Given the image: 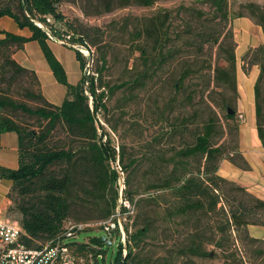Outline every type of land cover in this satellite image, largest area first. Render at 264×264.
Returning <instances> with one entry per match:
<instances>
[{
	"label": "trees",
	"instance_id": "1",
	"mask_svg": "<svg viewBox=\"0 0 264 264\" xmlns=\"http://www.w3.org/2000/svg\"><path fill=\"white\" fill-rule=\"evenodd\" d=\"M155 1L142 0L140 5L150 7ZM207 1L215 11L216 16L211 21L213 24L201 23L198 29L189 27V34L201 40V45L216 47L213 77L210 80L209 76V82L205 83L202 92L207 93L205 98L212 104L209 107L210 115L199 129L189 132L191 142L178 150L172 149L174 153L169 158H165L164 154L163 158L149 159L146 162V174L155 177L151 190L168 192L178 202L176 213L186 219L191 218L190 223L188 221L191 236L185 247L186 254L210 259L212 252L214 257L211 259L219 256L220 264H264V249L259 247L255 251L253 263L247 258L245 249L264 244V240L254 239L248 232L249 226L264 227V201L218 175L219 164L224 159L246 167L235 157L238 128L235 103L238 94L231 24L235 19L248 18L264 33V8L246 3L242 6L245 13L231 14L227 0ZM58 7L59 0L0 1V18H9L18 29H26L30 33V37L25 38L0 32L4 35L0 39V78L2 82L9 79L8 84L11 85L28 76L29 86L24 90V95L28 101L38 102L35 108H31L0 94V135L14 132L18 136L17 168L10 170L0 166V179L11 182V211L17 214V221L25 233L22 241L28 248L41 249L45 243L58 242L72 252L79 264H98V259L104 260L106 255L103 247H110L107 240L103 241L104 235L85 238L81 242L73 240L82 232L67 236L65 227L73 215L74 201L81 199L82 203L96 204L101 212V222L109 220L118 208L119 199L116 186L119 175L112 166L119 162L127 171L136 163H123V153L116 152L109 136L98 124L97 116L102 112L106 117V99L115 90L106 89L98 79L101 70L92 73L87 80L80 79L72 85L68 82L62 64L52 52L49 46L52 41L66 47L87 48L89 59L73 50L81 72L89 60L93 61V49L81 35L75 33L73 25L59 12ZM169 22L170 12L158 13L143 20L141 34L146 45L140 52L145 61V72L151 70L150 66L164 68L178 56L179 49H166ZM179 39L180 42L184 41ZM28 42L38 44L54 80L66 89L60 106L48 103L40 93L35 73L13 59L15 51L21 50ZM241 60L244 71L252 66L258 67L253 90L256 129L264 147V45L248 50ZM194 74L195 70L189 68L173 75L170 91L175 101L185 92L186 80ZM212 83L213 89L210 88ZM34 88H38L39 92H35ZM215 89L219 90V100L213 97L217 95ZM188 102H192V99ZM228 109L234 114L228 115ZM14 112L35 118L38 130L29 131L21 127L9 114ZM169 128L170 138L183 135L179 123ZM227 129L233 134V139L232 146L224 150L220 141ZM104 137L106 141H103ZM119 168L123 173V169ZM135 194L124 190L122 200L133 204L137 196ZM144 201L139 199L137 205ZM121 209L123 214L127 212L125 207ZM149 230L148 225L136 229L127 236L128 243L142 240ZM236 242L239 244L236 245ZM207 247L211 250L206 251ZM118 248L112 264H143L137 260L131 246L125 256H122L120 243Z\"/></svg>",
	"mask_w": 264,
	"mask_h": 264
},
{
	"label": "rangeland",
	"instance_id": "2",
	"mask_svg": "<svg viewBox=\"0 0 264 264\" xmlns=\"http://www.w3.org/2000/svg\"><path fill=\"white\" fill-rule=\"evenodd\" d=\"M141 1L59 0V12L73 25L75 33L81 35L94 51L93 61L89 60L82 72V81L101 70L98 79L106 89H115L106 99L108 107L106 117L104 118L102 112L97 116L98 124L109 136L116 152L123 153V163L125 165L130 161L136 163L130 170L124 171L122 164L116 162L123 169V176H119L116 184L119 193L116 210L120 214L125 245L115 236L110 247H103L106 255L104 260L98 259V264H112L119 243L122 256L126 255L131 246L137 260L143 264H220L219 256L211 259L214 257L212 252L210 259L186 254L185 247L191 236L188 228L191 218L186 219L176 213L178 202L168 192L151 190L155 177L146 174V162L149 159H160L164 154L165 158H169L171 153H174L172 149L178 150L179 147L191 142L189 132L199 129L210 115L209 107H212V104L205 98L207 93L202 92L205 83L209 82V76L210 80L213 77L217 58L216 47L201 45V40L189 34V27L198 29L201 23L209 25L205 23L213 21L215 11L207 0H156L150 7L141 6ZM227 1L231 14L245 13L242 6L246 3H254L264 8V0ZM164 12H170L166 49L171 47L179 49L178 56L164 68L150 66L151 70L145 72V61L140 52L146 45L141 34L142 23L145 18ZM199 17L201 19H198ZM179 38L184 41L180 42ZM68 48L76 51L71 46ZM77 49L81 51L79 53L82 56L87 57L84 48ZM189 68L194 69L196 74L189 76L185 92L180 94L178 101H175L174 94L170 91V82L175 73H182ZM199 72L201 73L197 74ZM69 74L72 78L70 70ZM28 80L27 76L18 83L9 85V79L2 82L0 78V94L35 108L38 102L28 101L24 95V90L29 86ZM210 88H214L213 83ZM34 90L39 92L38 88ZM215 92L217 95L213 97L219 100V90L215 89ZM189 99H192V102L189 103ZM212 109L219 113L215 108ZM9 114L24 129L38 130L35 118L21 112ZM176 123L182 126L183 135L170 138L169 126ZM232 139L233 134L227 129L220 141L224 150L232 146ZM103 141H106L105 137ZM116 163L112 168L116 167ZM121 188L123 192L128 190L137 193L133 204L123 201V195L120 198ZM139 199L145 201L138 206ZM74 202V212L67 225L82 223L85 228L73 241L81 242L85 238L102 237L104 234L98 228L102 221L99 218L101 212L96 204L82 203L81 199H75ZM124 202L127 206H124ZM121 207H125L127 211L125 214L122 213ZM144 225H148L150 229L147 236L136 243L134 241L128 243L127 236ZM117 234L120 235V232ZM46 244L48 243L43 245ZM238 244L236 242V245ZM259 247L264 249V244L253 245L250 249L245 248L248 253L246 256L251 259V263L255 261L253 254L255 255ZM210 250L211 248H206V251Z\"/></svg>",
	"mask_w": 264,
	"mask_h": 264
},
{
	"label": "crops",
	"instance_id": "3",
	"mask_svg": "<svg viewBox=\"0 0 264 264\" xmlns=\"http://www.w3.org/2000/svg\"><path fill=\"white\" fill-rule=\"evenodd\" d=\"M231 27L235 43L238 94L235 103V113L238 123L235 157L243 162L246 167H240L229 159H224L219 164L218 175L243 188L253 197L264 201V147H262L256 129L253 90L259 71L257 66H252L244 71L241 60L248 50L264 45V33H262L259 26L255 25L248 18L233 20ZM1 31L25 38L30 37L28 30L18 29L16 24L9 18H0ZM3 38L4 35L0 33V39ZM49 46L55 57L62 64L67 74L68 82L72 85L76 84L81 79L82 72L75 58L74 51L60 43L50 42ZM13 59L20 66L35 73L39 82L40 93L48 103L54 106L61 105L66 95V89L54 80L37 43L28 42L24 44L21 50L14 53ZM68 69L72 73V78ZM239 115L243 117V121L238 120ZM17 155L18 136L14 132L1 134L0 166L15 170L17 168ZM10 190L11 182L0 179V222L2 223L17 221V214L11 211L13 203L9 197ZM248 232L252 238L264 240V227L250 226L248 227Z\"/></svg>",
	"mask_w": 264,
	"mask_h": 264
},
{
	"label": "built area",
	"instance_id": "4",
	"mask_svg": "<svg viewBox=\"0 0 264 264\" xmlns=\"http://www.w3.org/2000/svg\"><path fill=\"white\" fill-rule=\"evenodd\" d=\"M77 48H84L87 52V57L85 56V58L89 59L90 54L87 48L76 46L75 49L80 53L81 51ZM238 120L243 121V117L239 115ZM113 169L119 176H123L118 166L113 167ZM122 192L123 188L120 191V198ZM121 202L122 200L120 199ZM123 204L127 206L126 202ZM65 228L67 230V236L72 237L76 233L83 232L85 226L83 224L69 223ZM98 228L107 240L112 241L116 236L125 245V236L120 223V214L117 210L109 220L99 223ZM118 231L120 235L117 234ZM23 236H25V233L17 221L13 223L0 222V264H79L76 257L66 246L60 245L58 242L54 244L51 242L41 249H30L23 243Z\"/></svg>",
	"mask_w": 264,
	"mask_h": 264
},
{
	"label": "water",
	"instance_id": "5",
	"mask_svg": "<svg viewBox=\"0 0 264 264\" xmlns=\"http://www.w3.org/2000/svg\"><path fill=\"white\" fill-rule=\"evenodd\" d=\"M232 114H234V112H233L232 110L228 109V115H232ZM106 240H107V239H106V237L104 236V237H103V241H106ZM107 241H108V246H111L112 242L109 241V240H107Z\"/></svg>",
	"mask_w": 264,
	"mask_h": 264
}]
</instances>
